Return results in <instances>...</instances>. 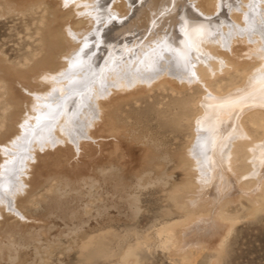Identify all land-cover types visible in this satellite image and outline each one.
<instances>
[{"label": "bare ground", "instance_id": "obj_1", "mask_svg": "<svg viewBox=\"0 0 264 264\" xmlns=\"http://www.w3.org/2000/svg\"><path fill=\"white\" fill-rule=\"evenodd\" d=\"M137 1H49L59 7L52 33L66 53L57 70L34 77L46 88H23L30 95L27 116L16 142L2 150L0 216L26 193L38 154L67 145L77 151L99 120L102 130L118 135L108 110L163 86L179 95L192 85L201 91L187 104L196 115H182L192 136L178 160L189 180L174 195L185 219L161 227L165 245L183 243L182 226L199 219L206 194L218 201L219 221L229 230L224 211L234 201L222 202L223 195L235 189L252 207L264 205V0ZM111 15L116 19L107 22ZM71 17L85 27L75 29ZM239 38L251 49L250 61H235Z\"/></svg>", "mask_w": 264, "mask_h": 264}, {"label": "rangeland", "instance_id": "obj_2", "mask_svg": "<svg viewBox=\"0 0 264 264\" xmlns=\"http://www.w3.org/2000/svg\"><path fill=\"white\" fill-rule=\"evenodd\" d=\"M38 1L44 5L0 0V171L2 150L16 142L27 116L30 95L23 88H46L34 77L57 70L66 53L52 33L59 7ZM80 19L71 17L77 30L85 27ZM242 42L235 44V61H250ZM221 79L229 84L228 76ZM188 89L179 95L163 86L120 102L108 110L118 135L102 130L99 120L81 154L73 145L38 154L26 193L0 216V264H264V205L252 207L235 189L222 199L234 201L224 211L230 230L219 221L218 201L206 194L204 207L195 204L199 219L182 226L181 245H165L159 235L165 224L185 219L174 195L189 180L178 160L192 136L182 115H196L187 104L201 92L196 85Z\"/></svg>", "mask_w": 264, "mask_h": 264}]
</instances>
